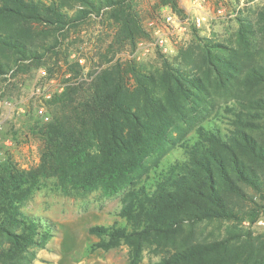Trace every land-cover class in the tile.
Masks as SVG:
<instances>
[{"label": "trees", "instance_id": "16d2710c", "mask_svg": "<svg viewBox=\"0 0 264 264\" xmlns=\"http://www.w3.org/2000/svg\"><path fill=\"white\" fill-rule=\"evenodd\" d=\"M157 4L184 12L178 0ZM96 18L113 38L85 80L68 39ZM236 18L225 39L192 26L176 55L147 70L116 57L147 36L135 0H0V84L39 67L51 77L61 61L67 76L50 118L32 126L39 164L0 160L1 262L35 242L37 221L21 206L53 178L64 192L120 198L124 223L89 232L94 249L128 244L129 264L148 245L162 256L147 264H264V231L252 228L264 217V6ZM212 222L223 233L200 238L198 225Z\"/></svg>", "mask_w": 264, "mask_h": 264}, {"label": "rangeland", "instance_id": "374dc122", "mask_svg": "<svg viewBox=\"0 0 264 264\" xmlns=\"http://www.w3.org/2000/svg\"><path fill=\"white\" fill-rule=\"evenodd\" d=\"M178 1L184 9L182 15L169 6L158 5L157 0H135L147 32V36L140 38L136 45L143 40L148 44V49L140 48L134 57L132 53L136 45L125 46L116 57L124 61L134 60L142 68L155 70L160 67V54L172 58L181 45L192 39V26L199 28L203 35L219 39L229 37L238 27L237 18L222 17L218 10L224 8L226 12H230L242 0H205L202 8L196 7L192 0ZM243 1L240 13L245 15L264 6V0ZM171 13L178 16L176 24H171L167 18ZM199 13L207 14V19L201 26L193 21ZM158 30L167 39L164 46L155 43ZM113 31L107 22L96 18L89 20L68 39L71 60L79 56L84 59L83 62L80 61L85 66L83 79L87 80V67L99 62L98 51L112 40ZM59 65L63 66L57 68L51 77L43 79L41 69L44 68L39 67L20 72L10 84H0L1 161H12L23 168L39 164L42 140L32 126L40 115V106H46L50 114L49 100L52 97L36 94L34 90L37 85L42 84L47 94L51 93L53 96L58 92V85L65 83L67 79L63 61ZM120 205L119 197H109L101 190L83 192L72 189L64 192L53 178L48 179L21 206L22 212L37 221L34 224L28 220L35 242L28 251L20 255V260L0 261V264H129L131 255L128 244L122 243L109 250L98 247L94 249L93 245L100 238L89 232V228L96 224L124 223L117 214ZM252 228L256 232L264 231V217L253 224ZM23 230L22 226L17 228L19 232ZM29 230L27 227V231ZM43 230H48L49 233L41 234ZM196 230L200 238L220 236L224 231L218 222L202 223ZM10 245L8 241H4L2 248L7 250ZM154 248L153 245L146 246L139 264L160 259L162 255Z\"/></svg>", "mask_w": 264, "mask_h": 264}, {"label": "built area", "instance_id": "2783aa9c", "mask_svg": "<svg viewBox=\"0 0 264 264\" xmlns=\"http://www.w3.org/2000/svg\"><path fill=\"white\" fill-rule=\"evenodd\" d=\"M204 2H205V0H192V3L199 8L203 7ZM243 5H244V1L242 0L241 4L239 6H237L234 10H231L230 12H226V10L224 8H220L218 10V13L222 17L236 18L239 15L240 10H241ZM167 18L171 24H176V20H178V16L176 13H171ZM206 19H207V14H204V13L200 14L199 13L193 18V21L196 25L201 26ZM156 33H158L157 34L158 36L156 38L155 43L159 44L160 46H164L166 44L167 39L164 38L163 33H161L159 30ZM147 46H148V44L142 40L141 42H139L136 45L132 55L135 57L138 54L140 48L148 49ZM80 61L83 62L84 59L81 58ZM41 77L43 79L48 77V73H47L46 69H41ZM63 89H64V85L59 84L58 85V91L61 92ZM34 91L36 94L46 95L47 98L52 97L51 93H48V94L46 93V88L42 84L37 85ZM38 112L45 120H48L50 118V114L47 112L46 106H43V105L40 106ZM0 127H1V123H0Z\"/></svg>", "mask_w": 264, "mask_h": 264}, {"label": "crops", "instance_id": "0c3cea01", "mask_svg": "<svg viewBox=\"0 0 264 264\" xmlns=\"http://www.w3.org/2000/svg\"><path fill=\"white\" fill-rule=\"evenodd\" d=\"M197 7V6H196Z\"/></svg>", "mask_w": 264, "mask_h": 264}]
</instances>
